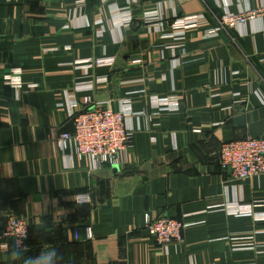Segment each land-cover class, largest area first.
Wrapping results in <instances>:
<instances>
[{
    "label": "crops",
    "instance_id": "obj_1",
    "mask_svg": "<svg viewBox=\"0 0 264 264\" xmlns=\"http://www.w3.org/2000/svg\"><path fill=\"white\" fill-rule=\"evenodd\" d=\"M262 7L0 0V230L10 216L28 219L27 249L0 255V264H24L49 246L56 264H264V219L227 210L238 202L264 215V175L234 180L218 159L223 142L264 136V11L208 35L223 12ZM149 11L162 15V31L144 22ZM126 12L128 25L120 22ZM188 15L205 21L177 35L171 24ZM103 55L114 64L76 63ZM13 69L20 87L5 81ZM85 97L113 109L127 97L144 111L132 119L133 147L117 168L94 167L56 143L73 131L70 101ZM145 213L188 223L181 241L158 246ZM237 243L254 248L232 250Z\"/></svg>",
    "mask_w": 264,
    "mask_h": 264
},
{
    "label": "built area",
    "instance_id": "obj_2",
    "mask_svg": "<svg viewBox=\"0 0 264 264\" xmlns=\"http://www.w3.org/2000/svg\"><path fill=\"white\" fill-rule=\"evenodd\" d=\"M137 0H129L130 3ZM128 11V10H126ZM264 11V7L258 10H246L239 14L223 12L217 26L208 31V35L216 34L225 27H234L242 24L246 18H252L257 12ZM129 12V11H128ZM120 22L128 23L131 20L129 13ZM144 22L151 29L162 31L165 27L162 15L158 12L149 11L144 15ZM205 17L201 15H188L176 17L171 27L177 35H183L184 31L194 28L204 23ZM114 56H99L93 59H84L76 62L83 68L101 67L113 65ZM105 81L106 79H98ZM5 81L13 87L21 86V71L13 69L5 77ZM92 83L88 82L87 89H92ZM152 103L159 109L168 108L167 99H157L152 97ZM121 106L113 109L100 104L93 105L90 97H85L83 101L72 99L70 101V114L72 117L73 131H63L56 138L58 147L62 150H70L78 159L88 157L94 167L101 165H118L124 152L133 147L134 135L138 129L132 119L140 116L144 111L135 112L130 99H121ZM81 105V108H79ZM176 105V102L175 104ZM218 159L221 167L230 172L234 180H246L251 177L264 175V136H247L242 139L223 142L218 149ZM227 210L234 215H250L254 219H264V215L258 216L251 206L238 202L229 203ZM143 226L154 237L155 242L160 247H168L174 242L182 239L183 229L188 223L182 220L167 216H151L149 213L143 215ZM23 230L24 236L20 235ZM88 237H92L91 227H87ZM28 219L20 216H10L5 226L0 230V245L7 244L8 248L0 247V255L11 251H25L27 249ZM75 237L78 231L75 229ZM251 243L234 244L232 250L253 249Z\"/></svg>",
    "mask_w": 264,
    "mask_h": 264
},
{
    "label": "clouds",
    "instance_id": "obj_3",
    "mask_svg": "<svg viewBox=\"0 0 264 264\" xmlns=\"http://www.w3.org/2000/svg\"><path fill=\"white\" fill-rule=\"evenodd\" d=\"M20 235L24 236L23 230L20 231ZM0 247L7 249L8 245L3 244ZM58 257L57 249L54 246H49L46 248L39 257L28 258L25 260L24 264H56V259Z\"/></svg>",
    "mask_w": 264,
    "mask_h": 264
},
{
    "label": "water",
    "instance_id": "obj_4",
    "mask_svg": "<svg viewBox=\"0 0 264 264\" xmlns=\"http://www.w3.org/2000/svg\"><path fill=\"white\" fill-rule=\"evenodd\" d=\"M118 165H114L115 168H117Z\"/></svg>",
    "mask_w": 264,
    "mask_h": 264
}]
</instances>
